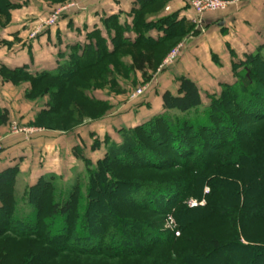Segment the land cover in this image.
I'll return each mask as SVG.
<instances>
[{
  "label": "trees",
  "instance_id": "trees-1",
  "mask_svg": "<svg viewBox=\"0 0 264 264\" xmlns=\"http://www.w3.org/2000/svg\"><path fill=\"white\" fill-rule=\"evenodd\" d=\"M167 1L135 0L128 22L121 23L117 15L103 19L104 34L99 28L89 31L83 42L70 47L53 72L33 74L24 67L0 66V73L25 78L31 83L30 91L43 83L38 94L50 97L48 110L38 117L54 112L61 104L73 122H81V113L68 98L58 101L65 85L82 100L106 105L89 95L96 87L86 70L104 65L118 86V68L133 77L138 72L147 74L152 62L145 47L156 48L160 62L193 30L194 25L179 18L177 12L159 16ZM18 6L11 0H0V16L4 18L0 27L9 22L10 10ZM129 48L130 62L124 64L121 59L126 54L119 57L120 50ZM263 49L259 46L242 61L234 62V82L220 83L219 93L207 96L206 104L194 81L184 75L177 77L176 92L165 90L161 94L162 112L147 124L119 129L120 143L104 139L105 153L94 169L83 157L85 193L75 181L65 185L61 195L56 186L58 176L49 173L27 188L22 198L29 203L21 206L13 185L16 167L0 171V238L7 234L34 238L44 245L37 249V242H32L19 264H46L62 253L95 258L87 264H110L108 259L113 258L122 259L119 264H140L139 258L155 252L150 264H196L198 259L206 263L212 258H219L218 264H256L251 255L264 250V241L253 242L256 235L248 225L264 223ZM114 57H119V65L112 64V68L105 61ZM80 77L87 82L78 81ZM6 80H11L10 76ZM245 121L260 126L252 129ZM7 122V111L0 108V125ZM176 168L182 171H174ZM224 182L230 187L223 186ZM204 186L209 188L207 193ZM190 198L207 203L189 207L186 202ZM167 215L175 220L173 229L162 227L160 218ZM212 217L228 224L226 238L197 227ZM260 235L258 238L264 239V230ZM2 240L8 242L5 252L17 241ZM232 249L251 255L235 260V255L228 253ZM220 252L227 255L224 260ZM130 257L137 259L124 261ZM61 262L56 264H64Z\"/></svg>",
  "mask_w": 264,
  "mask_h": 264
},
{
  "label": "crops",
  "instance_id": "crops-1",
  "mask_svg": "<svg viewBox=\"0 0 264 264\" xmlns=\"http://www.w3.org/2000/svg\"><path fill=\"white\" fill-rule=\"evenodd\" d=\"M11 1L19 6L10 10L9 22L0 27V39L5 40L0 43V66L7 69L24 67L33 74L45 70L55 71L64 55L69 53L70 47L77 42H83L92 29L99 28L104 34L102 21L108 16L117 15L121 23L128 22L135 2L78 0L77 4L62 11L54 26L31 39L28 33L56 5L64 2ZM170 12H177L179 18L193 24L194 28L190 33L194 32L195 35L185 42L183 52L175 64L170 69L163 70L154 82L148 99L144 102L145 106H139V113L145 116L151 117L162 111L161 94L165 90L175 93L176 79L181 75L190 78L202 90L214 89L217 84L233 81L232 64L243 60L246 54L253 53L264 41V0H243L239 9L230 11L219 21L211 15L195 22V14L186 5V0H168L159 16ZM203 25V32L196 35L195 27L200 28ZM172 77L174 81L171 80ZM9 85L10 82L0 76V108L7 111L8 120L16 118L31 125L41 112L48 110L49 95H43L31 102L25 99L23 101V93L13 92ZM102 96L103 94L97 99H103ZM133 119H125L129 120L126 126L133 127L144 121L137 116ZM105 122L93 120L92 123L85 122L67 131L34 128L28 134L7 135L0 150V171L15 166L16 179H22L27 184L49 173L58 174L67 181L73 178L74 170H85L83 157L89 159L94 166L104 155L103 139L108 137L111 142L120 143V134L116 130L121 129V126L115 128L116 133L113 131L112 136V130L106 128ZM0 129L5 130V124L0 125ZM94 140L97 143L92 149ZM15 190L18 191L17 188Z\"/></svg>",
  "mask_w": 264,
  "mask_h": 264
},
{
  "label": "rangeland",
  "instance_id": "rangeland-1",
  "mask_svg": "<svg viewBox=\"0 0 264 264\" xmlns=\"http://www.w3.org/2000/svg\"><path fill=\"white\" fill-rule=\"evenodd\" d=\"M47 1V0H45ZM78 0H55L54 2H64L61 5H56L57 7H55L54 9L58 8V7H62V6H68L70 3H72L73 5L77 4ZM224 3V8L221 10H215V11H211V12H207L203 18L205 17H210L211 15H214L216 17V21L222 20L224 19V17L227 16V13H229L230 11H236L237 9L240 8V6L243 3V0H220ZM4 22V18L2 16H0V24H2ZM197 30L195 31L196 35L199 33H202L204 30V25L202 27H195ZM202 30V31H201ZM31 32V31H30ZM30 32L28 33V36L30 34ZM192 33H188L186 35H184L183 37L180 38V40L178 41V43L173 46V48H171L167 54L162 58V60L160 62H158V57L159 54L156 51V48H152V47H145V50L148 52V55L150 56L151 59V67L148 69V71L146 72V75H142L141 73H135L134 77L132 76L131 73H124L122 68H118L117 70V77L119 78L118 80V86H116L115 84H113L112 82V77L110 75H107V70L105 66H97L94 68H90L88 70L85 71V73H87V75H89L91 77V85L93 87H96L95 90H93L92 92H90V96L94 97L95 99H97L99 96L101 97V95L103 94L102 98L100 99L103 102L106 103V105H100V104H92L90 102H87L85 100H82L78 93L76 91L73 90V88L69 87L68 85L64 86V89H62V91L60 92L58 96V101L62 102V100H66L67 98L69 99L68 102L73 103L77 110L81 113V118H83V121L81 122H73L70 119V116L67 114L65 108L60 104V106L54 111V112H49L44 114L43 116L37 117L35 118L32 122L31 125H27L24 122H20L19 119H9L8 122L5 124L6 129H0V136L2 138H5V136L7 135H18V134H28L30 132H32L34 130V128H47L45 126H51L49 128H51L52 130H59V131H67V130H71L72 128L83 124V123H92L93 120H101V121H106L104 123V125L106 126V128L108 130H112V133H110V135L114 136L113 131L115 132V128H118V126H121V128H125L127 122L129 120H125V119H132L135 120V117L137 116L138 118H142L144 119V121L142 123H148V120H150L153 116H145L143 113H139V106L141 108V106H145L146 103L145 100L148 99V94L150 92V90H152L153 88V84L154 82H156L157 78L162 74L163 70H168L172 67V65L175 64V62L178 60V58L180 57V55L183 52L184 46H185V42L188 40V38L193 37ZM36 37V36H35ZM34 37V38H35ZM33 38V39H34ZM260 46H264V41L263 44H261ZM121 55L119 57H121L123 54H126L125 56H123V58L121 59V61H123L124 64H128L130 62V57H129V53L132 52V49H121ZM256 51V50H255ZM254 51V52H255ZM177 53V56L174 57V59H171V56L173 54ZM262 53L264 54V49L262 51ZM119 57H114V58H110L107 59L105 62L108 64H111L110 66L112 67L115 64L119 65ZM167 60H170V63L166 62ZM242 61V60H241ZM169 62V61H168ZM160 63V64H158ZM113 68V67H112ZM101 70L103 71V74H99L98 71ZM0 76L3 77L5 79V81L10 82L11 85H9L8 87L13 91H19L21 93H23V101L24 99L28 102H31L32 100L41 97L43 95H48V93H45L43 95L38 94V92L40 91L41 87H42V82L38 83L37 86L35 87V89L31 90V83L26 80L25 78H22L20 76H12V75H8V74H2L0 73ZM10 76L11 80H6V77ZM78 81L81 82H87V79H83V78H78ZM171 80H173V77L171 78ZM174 81V80H173ZM172 81V82H173ZM234 82L230 81L229 84H232ZM137 89H141L142 92L137 93L134 96L135 91H137ZM202 97H203V101L206 104L208 102V99L206 98L207 96H211L214 95L213 93L218 94L220 91V86L217 84V87H215L214 89H210V90H202L200 89ZM29 93L31 96H29ZM102 93V94H100ZM99 95V96H98ZM134 96V97H133ZM50 97V96H49ZM22 98V97H21ZM27 102V103H28ZM22 103V101L20 102ZM139 109V110H138ZM162 111H159L157 113H160ZM156 115V113H155ZM144 116V117H143ZM258 122H248L245 121L244 125L247 127H252V129H254L257 126H260V124H257ZM59 125L61 126H66V127H59ZM109 125V126H107ZM116 125V126H115ZM56 126V127H54ZM58 126V127H57ZM127 128H131V126H126ZM19 129H25V132H21L19 131ZM116 132H119V129L116 130ZM115 132V133H116ZM109 133V132H107ZM104 138V137H103ZM106 140L108 139V137L105 138ZM111 139V138H110ZM113 140V139H112ZM95 141V140H94ZM93 141V143H94ZM102 141V139H101ZM107 141H110L109 139ZM103 143L104 139H103ZM95 148L92 146V149ZM105 148H106V144H105ZM97 162V161H96ZM96 165V163H95ZM95 165L93 166L92 164H90V169H94ZM85 167V165H84ZM79 169V168H78ZM85 170H74V172L72 173V177L69 180H64L61 177H59L60 175L56 174L58 176V180L56 182V186L58 188V192H60L61 195H63V193L65 192V185L67 184H71L76 182H79L80 185V191L81 193H85V184H86V179H87V172H86V168H84ZM174 171H182V169L176 168L174 169ZM135 173H139V172H135ZM39 179V178H38ZM38 179L31 183V184H27L24 183V180H19L15 178V181L13 183L14 187L18 189V191H16L17 193V199L20 202V205H27L29 202L27 200L26 197L22 198L24 196V192L27 190L28 187L33 186ZM222 183V182H221ZM223 186H228L227 184H225V182L222 184ZM204 193H207L209 191L208 187H203ZM59 194V193H58ZM191 200L194 201V205L189 206V207H195L197 205L200 206H204L206 205L207 201L204 199H201L200 201H197L193 198H190ZM170 219H172V222L170 221ZM160 220H162V227L164 229H173L175 227V220L171 215H167L166 217H162L160 218ZM198 228H200L201 230H211L214 233H216L217 236H221L226 238L227 234H228V230H229V226L228 224L224 223L223 221H217L215 219V217L209 218L203 222H201L199 225H197ZM250 228V230H252L251 232L254 233L256 236H252V240H254L253 242L257 243V241H261L264 239H262V237L258 238V235H260L261 231L264 230V223H260V224H249L248 225V229ZM176 234L179 235L178 231H176ZM262 235V234H261ZM260 235V236H261ZM6 237V238H15V240H17L15 242V244H13L11 246L10 249L6 250L5 252V247L8 244V242H4L2 239ZM264 237V236H263ZM30 239V240H28ZM34 242V238H16L15 236H11V235H5L2 236V238H0V264H19L20 261L23 262L22 258L23 255L25 253V250H27V248L32 245ZM37 242V243H36ZM35 246L38 249L43 248L44 245L43 243H41L39 240H35ZM157 253V252H155ZM155 253L149 254V255H144L142 256L140 259L141 263L140 264H150L152 263V261L155 258ZM221 253V259L224 260L227 255L225 253ZM228 253L230 255H235L233 258L235 260L238 259H243L244 257L247 258V255L250 256L251 254L247 251H243V250H228ZM255 253V254H254ZM253 255H251L252 258L256 259V264H264V258L261 257L260 253L263 255L264 254V250L261 251L259 254L254 252ZM258 254V255H257ZM136 257V256H135ZM137 258L134 257H130V258H126L124 259V261H133ZM219 259V258H218ZM217 258H212V260L208 261L209 259H207L208 262L205 263L206 260H200L198 259L196 264H210L211 261L214 262V264H218L220 262V260H218ZM95 260L94 257L90 256V255H79V254H67V253H62L60 255H58L55 258H52V260H48V262L46 264H56L57 262L62 261L61 263L64 264H87V262L93 261ZM249 260V258H248ZM247 260V263L249 262ZM65 261L67 263H65ZM108 261H110V264H119L121 263L123 260L122 259H118V258H113V259H108ZM237 262V261H236ZM167 264H179L176 261H171Z\"/></svg>",
  "mask_w": 264,
  "mask_h": 264
},
{
  "label": "built area",
  "instance_id": "built-area-1",
  "mask_svg": "<svg viewBox=\"0 0 264 264\" xmlns=\"http://www.w3.org/2000/svg\"><path fill=\"white\" fill-rule=\"evenodd\" d=\"M72 5L73 4L70 3L67 7L72 6ZM186 5L195 14V22L201 21V19L207 12H211V11H215L219 9L222 10L225 6L224 3L220 0H186ZM65 8L66 6H62V7L60 6L56 9H53L47 17L42 18L40 22L36 25V27L30 32L29 38L33 39L35 36H37L42 31L43 28L54 26L57 23L61 12ZM176 56H177V53L173 54L171 56V59H174V57ZM170 60L166 59V62L170 63ZM140 92H142L141 89H137V91H135L134 93V96ZM19 131L25 132V129H19ZM3 139L4 138L0 136V150L2 149ZM186 203L188 206L194 205V201L191 199H188ZM170 221L172 222V219H170Z\"/></svg>",
  "mask_w": 264,
  "mask_h": 264
}]
</instances>
